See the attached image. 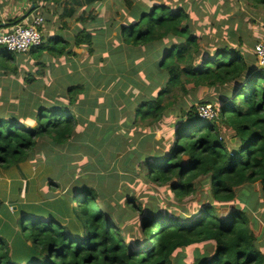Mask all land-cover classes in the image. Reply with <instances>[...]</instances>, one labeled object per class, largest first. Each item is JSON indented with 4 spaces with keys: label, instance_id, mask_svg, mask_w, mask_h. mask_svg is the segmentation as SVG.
Returning a JSON list of instances; mask_svg holds the SVG:
<instances>
[{
    "label": "trees",
    "instance_id": "16d2710c",
    "mask_svg": "<svg viewBox=\"0 0 264 264\" xmlns=\"http://www.w3.org/2000/svg\"><path fill=\"white\" fill-rule=\"evenodd\" d=\"M41 1L53 4L52 7L64 2ZM41 1L33 0L34 9L38 10ZM104 1H65L64 6L67 2L76 10L80 5L90 10L88 15L85 10L75 18L83 28H76L72 43L61 38L48 39L47 44L44 42L30 51V57L44 66L43 59L74 55V48L90 49L97 36L95 31L87 29V20L95 22L93 8ZM208 3L202 0L200 14L194 1L190 7L164 3L135 6L132 14L136 19L119 28L118 39L125 47L149 49L151 46L155 50V70L160 76L155 87L165 77L168 87L158 92L154 87L137 104L124 98L131 110L114 106L103 118L97 117V121L111 124L105 141L119 142V137L113 138V131L118 129L116 123L122 122V118L126 128L137 124L148 128L149 137L139 142L140 154L135 151L136 164L145 172V179L167 186L172 198L178 201L195 195L196 184L209 180L211 197L221 205L233 202L235 190L246 185L259 182L264 193V70L256 67L255 46L248 42L242 44L241 37L236 36L235 19L227 17L236 3L244 4L258 17L257 13L264 12V0L219 1L211 14L206 12ZM40 14L50 24L47 18L53 19L54 15ZM191 14L202 17L200 26H195ZM224 30L228 42L216 36ZM167 41L171 44L167 45ZM2 48L0 71L15 73L16 66L9 61L15 62L17 57L26 54H14ZM71 68L74 71L76 66L73 64ZM61 70L65 80L62 93L49 94L46 100L32 99L28 110L21 109L23 117L0 114V190L3 193L0 204L4 206L9 201L12 209L16 208L10 211L4 206L8 216L0 224V264H186L175 260L174 255L198 245L211 246L195 255L189 264H264L255 230L239 210L225 218L211 204L201 207L189 218L146 214L139 210L141 232L138 234L131 226L123 235L113 218L97 203L95 189L80 188L67 201L59 198L45 202L38 198L32 202L27 197L26 186L24 199H18L22 184L13 182L12 172L35 161L34 151L39 140L48 138L55 145L65 147L80 137L86 124L98 127L86 122L85 115L95 114L86 112L79 101L85 92L81 84L84 79L79 82L78 73L70 77V73ZM190 83L195 89L206 88L214 93L210 103L217 107L218 118L211 122L201 119L194 105L187 111L182 109L179 120L170 126L172 134L164 136L169 149L166 152L147 150L145 145L154 139L151 134L167 127L164 123L168 122L173 107V102L166 101L167 94L173 87L184 91ZM223 130L229 132L228 140L222 136ZM28 175L32 179L31 173ZM45 177L46 174H41L40 180L45 181ZM128 201L135 203L133 198ZM131 204L127 203L128 217L137 211ZM108 211L111 215L113 210L109 207Z\"/></svg>",
    "mask_w": 264,
    "mask_h": 264
},
{
    "label": "rangeland",
    "instance_id": "374dc122",
    "mask_svg": "<svg viewBox=\"0 0 264 264\" xmlns=\"http://www.w3.org/2000/svg\"><path fill=\"white\" fill-rule=\"evenodd\" d=\"M191 1L197 5L196 9L199 10L200 14L202 0H105L93 8L92 12L96 14L95 22H92L90 18L87 20V29L95 31L97 36L90 49L86 47L74 49V55H70L68 59L67 57L62 59L64 60L62 68H55L52 58L43 59L44 66L34 62L33 73L30 72L32 69L28 66H18L15 75L11 77V83L8 86L9 93L7 95L0 94L3 96V99H0L1 115L14 114L17 117H23L24 112L21 109L28 110V104L32 105V99L35 100L36 97H39L46 100L49 94L57 96L62 93L63 89L61 88L65 83L60 81L58 73L64 74L62 70L60 71V69H64L67 71L66 73H70V77L78 73L80 75L79 82L84 79L81 84L85 87V92L83 96H80L79 101L82 102L81 107L86 112L95 114L92 117L90 114L85 115L86 122H93L98 127L91 128L86 124L78 135L80 137L72 139L65 147L55 145L48 138L39 140L34 151L35 161L22 166L20 171L14 170L12 172L15 176L13 182L22 184L18 199H24L27 186V189L29 188L27 197L32 202H36L38 198L45 202L59 198H65L67 201L72 195L71 193L78 191L80 187L95 189L98 192L97 203L109 218H113L116 227L122 231L123 235L131 226L136 228L138 234L141 232L142 228L138 222L139 210L146 214H168L178 218H189L196 214L201 207L209 204L216 207L217 213L222 218L239 210L249 218L256 233L257 245L261 254L264 255V193L261 183L257 182L253 185L237 188L233 202L219 205L211 197L210 181L203 179L196 184L197 192L195 195L178 201L172 198L167 186L157 185L145 179V172L141 171L142 169L136 164L135 151L137 155L140 154L139 142L141 138L149 137L148 128L143 129L140 124L126 128L122 124L125 119L122 118V122L116 123L118 129L113 131L115 133L113 138L119 137V142L105 141L108 134L107 129L110 128L111 124L97 121V117L103 118L114 106L131 110V106L124 101V98L132 99L137 104L155 87L156 79L160 78L155 70V50L151 49V46H148L149 49L125 47L118 39L119 28L136 19L135 15L132 14L135 6L139 4L143 7H150L156 3H164L173 7L178 4L190 7ZM207 1L210 3L206 5V12L211 14L214 12V5L225 0ZM226 1L233 3L237 0ZM63 3L54 7H58L59 13H62V9L66 12H72L71 28H83L81 24H77L75 18L81 16L86 8L80 5V8L76 10L69 3L66 2L65 6ZM232 7V13L227 17L231 16L236 21V36L241 37L242 44L248 42L250 46H255L261 36L260 34L264 31V12L257 13V17L256 13L251 14L252 11L247 9L244 4L236 3ZM8 12H10L8 6L4 5L0 8V15ZM89 13L90 10L87 9L85 15ZM191 15L195 21V26H200L202 17ZM49 31L52 33L55 30L51 28ZM225 31L219 32L216 36L220 40L228 42ZM48 42L49 40L46 39L45 44ZM166 43H168L167 45L171 44L169 41ZM1 49L3 48L0 47V52H3ZM71 64L76 66L74 71H72ZM30 74L33 76L32 82L27 81ZM167 87L168 79L165 77L160 79L155 87V92ZM1 88L3 87L1 86ZM213 96L214 93L211 90L201 87L195 89L192 83L186 84L184 91L181 88L173 87L166 96V101L173 102L171 115L168 118L169 123H164L167 127L162 131L157 130L151 134L154 139L149 140L145 145L147 150L166 152L169 149V144L164 141V136L172 134L170 126L177 119L179 120L182 109L187 111L194 105L198 112L201 107H207L212 110L216 120L218 109L210 103ZM48 100L50 101V99ZM53 103L55 104V102ZM133 108L132 106V110ZM222 128L220 127V129ZM121 133L126 134V136L123 137ZM222 136L228 140L229 132L223 130ZM160 142L163 144L162 147L159 146ZM101 143L103 144L101 145ZM131 165H133V171H131ZM30 173L32 179H29L28 174ZM41 174H46L43 182L40 180ZM30 182L34 183L30 184ZM49 185L54 189L51 190ZM71 190L73 191L71 192ZM2 198L3 193L0 190V201H3ZM129 198H133L135 203L131 204L128 201ZM127 203L137 207L136 214L131 217H128ZM1 206L0 204V224L2 219L8 216L4 206H7L10 211L15 210L12 209L9 201ZM109 207L113 210L112 216L108 211ZM210 246L190 247L176 253L174 255L175 260L189 264L195 255L202 254Z\"/></svg>",
    "mask_w": 264,
    "mask_h": 264
},
{
    "label": "crops",
    "instance_id": "0c3cea01",
    "mask_svg": "<svg viewBox=\"0 0 264 264\" xmlns=\"http://www.w3.org/2000/svg\"><path fill=\"white\" fill-rule=\"evenodd\" d=\"M4 5H6L10 8V12L5 13L3 15H0V27H2V26L10 27V26H14V25H27L31 22L33 17H35L37 15L42 16L40 13L43 12L45 15H47V14L49 16L54 15L52 17L53 19L47 18L50 21V24H48V23L46 24V18L42 16L45 20V22H44L45 28H43L44 42H45V39L53 40L56 38H61L64 41H67L68 43H72L71 37L73 36V34L76 31V27L71 28L70 18L73 17L72 12H66L65 10L62 9V11H61L62 13H59L58 7H52L53 4H49L47 2H45V3L43 2V4H39V6L41 5V8L45 7L47 5V7H45L42 10L32 9L34 7L33 6V0H0V8L3 7ZM47 9L49 10V12L47 11ZM63 13H65V15H62ZM65 24L67 25V27H65ZM51 28H53L55 30L52 33H50V31H49ZM74 49H76V48H74ZM74 49L72 50V52L74 51ZM64 58H66V57H63L60 59H53L55 68H58V67L62 68L63 61H64L62 59H64ZM68 58H69V56L67 57V59ZM9 62L11 63L12 66L14 64L16 66V69L18 68V66H22V65L28 66L32 69V70H30V72L33 73L32 71L34 69L35 60H33L30 57V53L17 57L15 62L14 61H9ZM64 65L66 66L67 63ZM71 65H73V64H71ZM15 73H13L12 71H7V72L0 71V85L3 87V88H1V86H0V94L2 93L3 95H7V93H9L8 86L11 83V77L14 76ZM29 76L31 78L27 77V81L32 82L33 76L31 74ZM58 76H60V81H62V78H63V82H64V75L58 74ZM32 88L37 89L36 87H32ZM0 99H3V96H0ZM49 188L51 190L54 189L53 187L51 188V185H49ZM76 190H77V188H76ZM72 191L73 190H71V192Z\"/></svg>",
    "mask_w": 264,
    "mask_h": 264
},
{
    "label": "built area",
    "instance_id": "2783aa9c",
    "mask_svg": "<svg viewBox=\"0 0 264 264\" xmlns=\"http://www.w3.org/2000/svg\"><path fill=\"white\" fill-rule=\"evenodd\" d=\"M44 22V18L37 15L27 25L0 27V47H4L8 52L14 54H28L30 51L38 49L44 42ZM255 57L258 69L264 70V33L258 38L255 45ZM198 113L202 119L210 122L215 121L212 110L207 107H201Z\"/></svg>",
    "mask_w": 264,
    "mask_h": 264
},
{
    "label": "water",
    "instance_id": "95a60500",
    "mask_svg": "<svg viewBox=\"0 0 264 264\" xmlns=\"http://www.w3.org/2000/svg\"><path fill=\"white\" fill-rule=\"evenodd\" d=\"M32 9H34V7H33ZM15 209H16V208H15Z\"/></svg>",
    "mask_w": 264,
    "mask_h": 264
},
{
    "label": "clouds",
    "instance_id": "9594fccd",
    "mask_svg": "<svg viewBox=\"0 0 264 264\" xmlns=\"http://www.w3.org/2000/svg\"><path fill=\"white\" fill-rule=\"evenodd\" d=\"M43 3V1H41Z\"/></svg>",
    "mask_w": 264,
    "mask_h": 264
}]
</instances>
